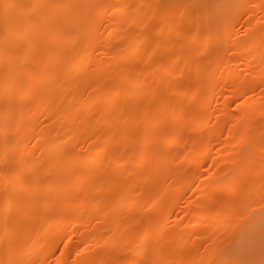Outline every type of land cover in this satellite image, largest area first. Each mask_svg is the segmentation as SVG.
<instances>
[{
	"label": "rangeland",
	"instance_id": "374dc122",
	"mask_svg": "<svg viewBox=\"0 0 264 264\" xmlns=\"http://www.w3.org/2000/svg\"><path fill=\"white\" fill-rule=\"evenodd\" d=\"M135 1L115 0L116 5L123 9L121 14H102L96 19L99 21H96L95 27L99 29L109 22H118L122 34L120 38L105 44L101 42L104 31H98L101 36L95 41L92 51L98 59L95 60L92 55L91 59L83 63L84 72H76L66 80V87L70 88L61 92V98L74 108L68 118L60 117L52 97L43 102L42 94L36 93L24 98L16 107L18 111L28 109L34 114L26 138L16 139L17 134L13 132L10 122L0 124L1 190L13 186L11 195L14 193L22 200L27 198L23 193L24 186L18 185L20 178L22 181L28 180L26 174L18 177L12 169L13 160L10 157H16L17 151L15 154L10 149L15 142L27 146L28 152H20L19 155L33 158L37 171L33 181L48 179L53 184L57 182L56 179L63 178L58 199L52 207L44 209L43 205L53 197V191L48 189L38 192L34 196L33 205L24 209L26 217L13 222L14 234H5L2 238L17 241L19 250L16 254L7 256L10 261L17 263L28 256L34 259L32 264H73L74 261L78 264H106L105 256L108 254L122 258L129 256L130 259L134 254L133 249L140 243L136 235L147 233L149 247L146 252L135 253L139 256L137 259L148 257L157 262L163 261L164 264H217L223 253L221 249L229 242L235 228L242 223L249 210L255 211L264 206V171L261 169L264 165V91L261 90L264 88V11L259 7L264 0L226 1L225 16L229 19V27L225 33L218 30H225L221 29L222 23L204 24V20L197 17L199 8L186 12L178 7L164 13L167 0H141L140 4ZM154 1L158 3L152 5ZM103 2L104 0L96 1V9H101L100 4ZM253 4L256 7H252ZM135 5L139 8L135 17L138 23L133 26L128 20ZM46 7L47 2L41 6V10ZM39 16L37 14L34 17L33 27L39 21ZM123 18L127 22H123ZM2 20L11 22V30L18 33L20 22L13 15L6 14ZM161 21L172 24L175 31V39L173 37L169 46L163 44L167 41L168 32L157 33L161 28ZM246 22L251 24V28L242 31ZM44 26L49 28L53 25L45 23ZM75 26V22L61 26L59 40H62V44L59 48L68 45L66 38L71 36ZM176 30H180V33ZM190 33L197 42L190 37ZM140 34L144 36L143 40L136 42L137 51L129 55L127 51L130 42ZM216 34L219 35L218 38L213 39L212 36ZM202 36L209 40L196 53L194 47H197ZM26 38L33 47L36 42L33 41L34 37L28 34ZM50 39V36H39V41L53 53L58 50V45H49ZM247 42H251V45L254 43L252 46H255L258 56L247 57L244 63L243 56L248 55L245 47ZM72 47L78 51L82 49L81 44ZM44 51L42 48L28 49L31 58L29 67L37 70L39 75L48 73L52 66V63L42 62L46 54ZM180 52L183 56L178 58ZM119 55L125 59L116 62ZM98 63L102 64V72L96 74L94 68ZM139 72L146 74V77L139 85H133ZM237 78L250 82L247 99L231 88ZM48 79L53 82L50 83L52 90L61 83L56 74L48 76ZM189 82L197 94L188 92ZM109 83H115V91L121 95L116 104L110 107L105 97ZM95 95L101 96V99L94 100ZM122 95L129 96V101H124ZM87 96V106H76L78 99ZM198 100L204 102L202 108L194 107ZM157 101L159 106H156ZM250 104L260 110L248 119L247 115L245 118V111L252 107ZM159 110L161 113L159 112L157 127L153 124L156 116L154 112ZM77 116L79 120L73 121ZM119 116L128 119L129 125L121 124ZM89 117L92 120L89 121ZM172 124L180 132L172 144L166 145L164 140L172 135ZM107 130H111L113 146L94 164L93 169L86 173L80 163L72 167L73 159L80 160L86 156L92 160L95 157V151L89 150L88 145L100 144ZM63 134L69 141L64 148H58L59 140L55 136ZM37 135H45V141L36 142L34 137ZM149 136H154L155 141H147ZM133 138L139 141L136 142ZM52 148L51 152L44 155ZM5 155L9 156L7 160L4 159ZM37 156L42 158L35 161ZM122 162L127 171L119 168ZM54 163H59L62 167L50 174L45 173ZM82 178L84 181L80 182ZM231 178L234 180L231 182L233 184H228V179L230 181ZM129 184H132L130 187L135 185V188H128ZM69 189L74 192L66 196ZM233 189L238 193L228 196L227 193ZM1 190L0 197L5 198L7 195ZM79 190L89 193L81 204ZM246 195L253 204L248 206L244 203ZM161 197L165 198V202L155 208L159 214L150 217L153 210L150 204ZM4 198H0L2 227L21 210L19 204L11 209H3V204L8 199ZM30 212L35 214L33 222L29 220L32 215ZM163 212H167V215L164 216ZM198 213L206 217L207 223L193 231H187L191 218ZM225 213L230 216L226 224L228 227L213 235V229L219 223L217 218H222ZM28 222L32 232L27 228ZM46 222H50L52 226L42 234ZM176 228L180 233L178 235ZM132 237L134 241L127 244ZM31 238L41 240L49 249L45 253L40 248L35 252L24 251ZM114 241L117 244L115 249L108 252L99 250L100 244ZM78 252L82 255L78 256ZM0 256H5L4 247L0 248ZM18 264L29 262L19 261Z\"/></svg>",
	"mask_w": 264,
	"mask_h": 264
},
{
	"label": "bare ground",
	"instance_id": "6f19581e",
	"mask_svg": "<svg viewBox=\"0 0 264 264\" xmlns=\"http://www.w3.org/2000/svg\"><path fill=\"white\" fill-rule=\"evenodd\" d=\"M96 1H99V0H1L0 1V24H1V26H0V124L2 122H10V125L13 128V132L15 131V134H17L18 138H16V139L23 140L24 137L26 138V136H27L26 132H28L29 128L31 127V123H32L31 120L34 116V114L31 110H28V109H26V110L22 109L20 111L17 110L16 107L18 106L17 104L20 103V101H22L24 98H26L28 96H34L36 93L42 94L43 102H45L49 97H52L53 99L51 98V100L54 101V106L57 108L60 117L66 118L67 116H69V114L73 111L74 108L71 107V105L66 103L61 98V92L63 90L66 91L67 88L68 89L70 88L68 86L66 87V85H67L66 80L68 78H70V76L72 74H74L76 72L81 73V71H83L82 70L83 63L86 60H88L89 58L90 59L92 58V55H93L92 51H94L93 47L95 46V41L97 40L98 37L101 36V35L99 36L98 31H101V30H102L101 32L104 31V34L101 36V42H103L105 44H108L111 41L120 38L122 31L120 30L121 28H119L120 24H118V22H109L108 25H105L104 27H100V29L97 26L95 27V24H96V21L97 22L99 21L96 19H99V17L102 16V14L115 13V14L119 15V14H121L123 9L116 5L117 2L115 3V0H104V2L102 4H100L101 9H96V7H95ZM226 1H228V0H167V2L165 1L166 3H165L163 11H164V13H169L172 10H174L175 8L180 7L182 9V11H186V12L188 11L189 12V10H191V9L199 8V16H197V17H199V19H201V21L204 20V21H202V22H204V24L209 25V24H214L215 22L216 23H222L223 27L221 29L225 28V30L224 29L223 30L218 29V30L222 31V32L224 31V33H225V32H227V29L229 27V19L225 16V12L227 11L226 10L227 9ZM46 2H47V7L45 10L42 11L41 6L44 5ZM135 2L141 3V0H136ZM228 2H227V4H228ZM125 3H127V1ZM156 3H158V2L154 1L151 4L156 5ZM5 5H9L11 7H5ZM37 6H39V7H37ZM135 7L136 8H133L132 12L130 13L131 14V16L129 17L130 20H128V21H130V23L133 26L136 25V23H138L137 22L138 19L137 18L135 19V17H136V11H139V8H137L138 5H135ZM149 7H151V5H149ZM125 8H128V6H126ZM6 14L13 15V18L17 19L20 22V25H19L20 28H19L18 33L13 32L11 30V26H12L11 22H7L5 20L4 21L2 20V17H5ZM37 14L40 15L39 21L35 22V27H33L32 21L34 22V17ZM149 15H151V14H149ZM149 15H148V17H150ZM188 16L189 15H187V17ZM125 21L123 18V22H125ZM73 22L76 23V26H75L74 32L71 34V36L66 38L67 39L66 42L68 43V45L64 46V47L61 46L59 48V46L62 44V40H59V39H61L59 36L61 26L62 25L67 26ZM171 22H173V21L171 20ZM195 22L197 23V20H195ZM45 23L46 24L52 23L53 26L47 28L46 26H44ZM160 23H161V28L159 29V31L157 33H160L162 31L168 32L167 41L165 42L166 44L165 43H163V44L169 46V44H172L171 42H172L173 37H174L173 33L175 31L172 28V24H168L165 21H161ZM250 25L251 24L247 23L244 26V28L242 29V31H246V29H248L249 27L251 28ZM193 30H195V29H193ZM193 30L191 31L192 33L194 32ZM176 31H178V30H176ZM178 32L180 33V30ZM183 32H182V34H183ZM28 34H31L34 37L33 41H36L35 45L33 47L31 46L30 40L26 38V35H28ZM154 34L156 35V33H154ZM41 35L50 36L51 39L48 41V44L49 45L57 44L58 50L56 52L52 53L51 52L52 50H50L48 46H45L43 42L39 41V36H41ZM141 35L142 34H140V36H138V37L136 36V38L130 42V46L128 47V51H127L129 53V55L134 54L135 51H137L138 48H137L136 42L143 40V37H144ZM175 36L177 37V35H175ZM192 36L193 35L191 34L190 37L193 38V40H195L194 36L193 37ZM195 36H197V35L195 34ZM218 36L219 35L216 34V35H213L212 38L217 39ZM190 37H189V39H190ZM174 39H175V37H174ZM176 39H178V38H176ZM196 39H198V38H196ZM207 40H209V39H207L206 36H202L198 40L197 47L193 44L195 46L194 51L196 53L198 51H201V49L204 46L203 44L206 43ZM252 40H254V39H252ZM254 41H256V40H254ZM190 42L192 43V40ZM80 44L82 45V49L80 51L74 50L75 48L72 47V46H76V45H80ZM177 45H178V43H177ZM190 45H188V46H190ZM252 45H254V43ZM252 45H251V42H247L245 45L246 51H247L246 54H248V55L243 56V62L244 63H246L247 57L256 58L258 56L257 50H256V48H254L255 46L253 47ZM29 48H32L34 50L42 48L45 50L44 52L46 54H45V57L42 59V62L52 63L51 69L48 70V73L46 72L44 74L39 75L37 70L29 67V65L31 64V62H30L31 58L29 57L30 54L28 52ZM179 48H181V47H179ZM187 53H189V52H187ZM175 54H176V52H175ZM93 56H94V58H96L95 60L98 59L97 55L95 56V54H94ZM181 56H183V55L180 52V55H178V58H180ZM124 59H125V57L119 55L118 58L116 59V62L124 60ZM114 63L115 62H113V64ZM100 65H102V64L98 63L94 68V72L96 74H98L99 72H102L101 71L102 67ZM232 67H233V65H232ZM55 74L58 76V80H60L61 83H59L57 85L58 87H56L55 90H52L50 83H53V82H50V80L48 79V76L55 75ZM145 77H146V74H144L143 72H139V74H138L137 78L135 79L133 85H139L138 83H140V81L143 80ZM115 83H116V80H115ZM115 83H113V84L109 83V85L107 87V94L105 97H106V100L108 103V107L116 104V102L119 98V95H120V94H118L119 92H116L117 90L115 91V87H116ZM118 83L120 84V82H118ZM191 85H192V83H190V87L188 86L189 90H190V91L188 90V92L189 93H196L195 88L191 87ZM118 88H120V87L118 86ZM120 93H121V91H120ZM62 96H63V94H62ZM125 96H123V98L125 99V100L124 99L123 100L126 102L129 101V96L128 97L127 96L125 97ZM198 96L200 97V95H198ZM88 97L89 96L78 99L77 103H75L76 106H78V107L87 106L89 104ZM100 97L95 95L94 100L97 101V99H99ZM198 99H201V98H198ZM201 101L202 100L196 101L197 103H195L194 107H196V108L201 107L202 103H204ZM76 106H75V108H76ZM148 106H150V105H148ZM156 106H159L158 101H157ZM194 107H193V110H194ZM154 109H153V111H154ZM158 109H160V107ZM258 110H260V109H258V107L255 105L248 108L245 111L246 114L244 113L245 118H246V115H247L248 119L254 117V115H256L258 113ZM159 112H160V110L157 112H154L156 114V116L154 115L155 116L154 117L155 122L153 123L154 125H156L158 123V120L160 118L161 112L160 113ZM123 117L119 116L118 119L121 121V124H123L124 126H128L129 120L128 119L125 120V119H123ZM78 120H79L78 116L73 118V121H78ZM88 120L89 121L92 120V117H89ZM243 120H244V118H243ZM60 121H62V120H60ZM244 121H246V120H244ZM199 123H201V120L199 121ZM60 124H61V122H60ZM107 124H108V122H107ZM156 126L158 127V125H156ZM170 126H171V134L172 135H170L169 137H166V139L164 140L166 145L172 144L174 142V138L180 132V129L175 127L176 125L172 124ZM153 127H155V126H153ZM153 127L151 126V128H153ZM110 131L107 130L105 132L104 139L100 144L96 145L95 143L94 144L92 143V144L88 145L89 150L91 149V151L92 150L95 151V155H94L95 157L94 158L92 157L93 158V159L91 158L92 160L88 159L86 156L82 157L80 160H74L73 159L71 161V166L75 167V166L79 165V163H80L81 168L86 173H88L90 171L89 169H93L94 164L96 162H98L99 160H101L102 157L104 156V153L109 148H112V146H113V143L111 140L112 137L110 136V134H111ZM252 135L254 136V134H252ZM46 136H48V135H46ZM10 137H11V135H10ZM134 137L139 139V137H136V136H134ZM55 138H57L59 140L58 148H64V146H66L67 142L69 141L66 138V136H64V134L63 135H57V136H55ZM237 138H239V137H237ZM237 138H235V139H237ZM34 139H36L35 140L36 142L39 141L38 143H43V141H45L46 137H45V135H37L36 137H34ZM147 139H148L147 141H155L154 136H149ZM134 140L136 142L139 141V140L137 141L136 139H134ZM40 141H42V142H40ZM203 143L204 142H202V145L205 146L204 145L205 143L204 144ZM52 150H53V148L49 149L48 151H46L44 153V155L51 152ZM10 151L15 153V154L17 151L16 157H14V158L10 157V159L13 160V168L12 169H14V172H13L14 175L21 177L22 174H26V177L28 178V180L23 179V181L20 178V180L18 181V185L24 186L23 193L25 195H27V198L25 200H22L20 196H18L16 194L13 195L14 193H12V195H11L10 190L13 186L12 187L9 186V187L2 189V190H4L3 192L7 196H5L4 193L2 195H4L6 199L8 198L7 201H5L3 204V207H4L3 209H11L15 204H19L21 210L18 213V215L15 216V218L8 219L7 225L2 227L0 224V248H2V247L5 248V256H3V257L0 256V264H18L19 261L20 262L25 261V262H29V264H32L34 259L33 258L31 259L27 255H26L27 257L22 258V260H19L17 263L10 261L7 258V256L8 255H14L19 250L17 241H15V240L6 241L2 238H4L5 234H9V235L14 234L15 229H14L13 222H15L19 218H23L25 216L24 209L31 207L33 205V203L35 201L34 196L38 192L48 190V189H51L53 191V193H54L53 197L51 199H48V201L44 202V205H43L44 209H49L50 207H52V205L58 199L57 195H58L60 186L62 184L61 182H62L63 178L61 177V178L56 179L57 182H55L53 184H50L51 182L49 183L48 182L49 180L47 178H46L47 180H41V181L34 180L33 181V179H34L33 176L37 172L35 164L33 163V158L29 159L25 155H19L20 152L21 153H27L28 152L27 146L22 144L21 142H15L11 146ZM4 157H5L4 159L7 160L8 159L7 157H9V156L5 155ZM39 157H41V156H37L35 158V161L39 160ZM193 157H195V155ZM196 157H198V156H196ZM253 157H251V158L253 159ZM249 163H251V161ZM60 167H62V166L59 163H54L48 168L47 172H45V173L50 174L51 172L55 171L57 168H60ZM105 167H107V166H105ZM119 168H121L122 170L126 169L125 163L122 162L121 166ZM68 169H70V168H68ZM261 169H262V171H264V165L261 167ZM127 170L128 169H126V171ZM89 178H90V176H89ZM83 181H84V178H82L80 180V182H83ZM93 181H92L91 187L94 186ZM233 181H232V178L230 181L228 179V184L233 182ZM237 182H239V180ZM131 183L135 184L133 182H131ZM132 184H129V186H127V187L130 189L133 187L135 188V185H133V187H130V186H132ZM216 184H215V186L217 187ZM231 184H233V183H231ZM247 184H249V183H247ZM14 187H15V185H14ZM254 187L255 186H253V188ZM213 188H212V190H213ZM217 188H220V187H217ZM74 189H76V188H74ZM73 192H74V190L69 189L66 192V196L71 195ZM235 192L238 193L237 190L235 191V189H233L232 192L229 191V193H227V194H228V196L232 197L233 195L236 194ZM78 194H79V204H81L82 201L87 197V195L89 193L87 194L84 190H79ZM0 196H1V193H0ZM162 197L159 198V200H156L154 203L150 204V207L153 208V210L149 214L150 217H155L156 215L159 214L155 208H156V205H159L160 203L165 202V198H162ZM0 198H4V197H0ZM255 201H254V204H256ZM100 202H101V200H100ZM244 203L248 204V206L251 203L253 204V202H250V199L247 198V195H246V199H245ZM114 204H115V202H114ZM114 204H112V207H115ZM260 208L261 209H257L255 211H251V212L249 210V213L248 214L246 213L247 214L246 217L243 219L242 223L237 228H235L229 242L225 246H223L224 247L223 249H221L223 251V253H221L222 255H221V257H219L220 259L218 258L219 262H217V264H236L239 262L240 263L244 262L246 264H264V206H263V208L262 207H260ZM247 209H249V208H247ZM166 213L163 212L162 214L164 216H166L167 215ZM31 214L32 215L29 216V220H30V222H33V219L35 218V216H34L35 214L34 215H33V213H31ZM207 217H210V216H207ZM228 218H230V216L227 213H225V215L222 216V218H217L219 223L217 226L215 225L216 227L213 229V232H212L213 235H217L221 230H223L227 226L226 225L227 221H229ZM191 219L192 220H191L190 225L187 228V231H193L198 226L207 223L206 217L202 216L199 213L193 215V218H191ZM210 223H211V221H210ZM49 226H52V224L50 225V222H46L44 227H43L42 234L44 232L48 231ZM27 228L30 229V231L32 232L31 224H29V222H28ZM178 228H176V230ZM32 229H33V225H32ZM116 229H117V227H116ZM178 234H180V233L177 230L176 235H178ZM146 235H147V233H146ZM146 235L144 233V234L136 235L137 237L135 236L136 238H138L140 240L139 245H142L145 242H147L149 244L148 238L146 237ZM229 236H231V235H229ZM3 240L5 241L4 243H3ZM132 240H133V237L131 239L129 238V241L127 244L131 243ZM40 241L41 240H39V239L33 240V238H31L29 243H28L27 248L24 251L35 252L37 250V248H40L41 251L43 253H45V251L49 249V246H46L43 242H40ZM115 243L116 242L114 241V243L111 242L109 244H100L98 246V248H99V250H102L104 252L105 251L108 252V251L116 248L117 244H115ZM96 246H97V244H96ZM119 246H120V243H119ZM85 248L88 249L87 247H85ZM160 250H162V249H160ZM26 252H24V253H26ZM138 257L139 256L135 255V253H134L133 255L130 256V259L131 258L137 259ZM115 258H116V256H114L112 254L106 255L105 256V259L107 261L106 264H108L109 261H111ZM128 258H129V256H128ZM87 259H89V258H87ZM158 261H160V260H158ZM244 263H241V264H244Z\"/></svg>",
	"mask_w": 264,
	"mask_h": 264
},
{
	"label": "snow or ice",
	"instance_id": "6c2138e0",
	"mask_svg": "<svg viewBox=\"0 0 264 264\" xmlns=\"http://www.w3.org/2000/svg\"><path fill=\"white\" fill-rule=\"evenodd\" d=\"M5 7H11V6L5 5ZM252 7H256V5L253 4ZM259 7L261 11H264V2H262L259 5ZM231 88L234 92L239 93L243 98L247 99L248 90L250 89V82L244 80L243 78H237L231 85ZM261 90L264 91V88H262ZM148 247H149L148 243L145 242L142 245H137L136 248L133 249V252L136 254L146 252ZM77 255L80 256L82 255V253L78 252ZM73 264H78V262L74 261ZM108 264H164V262L163 261L157 262L148 257H145L143 259H135V258L129 259V258H122L117 256L115 259L109 261ZM213 264H215V262H213Z\"/></svg>",
	"mask_w": 264,
	"mask_h": 264
}]
</instances>
